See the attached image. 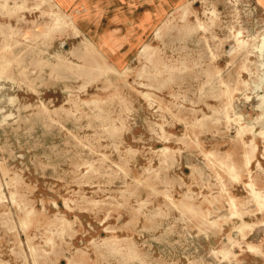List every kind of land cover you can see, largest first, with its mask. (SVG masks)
Masks as SVG:
<instances>
[{
    "label": "rangeland",
    "instance_id": "obj_1",
    "mask_svg": "<svg viewBox=\"0 0 264 264\" xmlns=\"http://www.w3.org/2000/svg\"><path fill=\"white\" fill-rule=\"evenodd\" d=\"M16 1L0 12V264H264V0H186L128 44L114 0H54L79 36L48 31L50 2Z\"/></svg>",
    "mask_w": 264,
    "mask_h": 264
},
{
    "label": "crops",
    "instance_id": "obj_2",
    "mask_svg": "<svg viewBox=\"0 0 264 264\" xmlns=\"http://www.w3.org/2000/svg\"><path fill=\"white\" fill-rule=\"evenodd\" d=\"M186 0H114L110 20L114 36H121V44H128L136 37L132 29L148 31L158 27L172 11L179 9ZM118 5V6H117ZM106 13L102 18H105ZM107 17V18H108ZM141 40L139 39L138 42Z\"/></svg>",
    "mask_w": 264,
    "mask_h": 264
},
{
    "label": "bare ground",
    "instance_id": "obj_3",
    "mask_svg": "<svg viewBox=\"0 0 264 264\" xmlns=\"http://www.w3.org/2000/svg\"><path fill=\"white\" fill-rule=\"evenodd\" d=\"M18 1V0H17ZM16 1V2H17ZM41 1V3H51L50 5H51V7H56V9H57V11H55V12H53L51 15H52V18H53V25L50 27V29L48 30L49 32L50 31H59V32H61V33H66L67 32V30H73V31H75V33L77 34V36H79L80 34H81V30L79 29V27L76 25V24H74L73 23V20H71L70 18H69V15H67L66 13H64V12H62L61 11V9H60V6L57 4V3H55L54 2V0H40ZM191 3V2H190ZM190 3H188V4H186V5H184V6H182L181 8H180V10H182L184 13H186L187 12V10H188V7H189V5H190ZM236 3H238L237 1H236ZM1 5H3V6H6L7 7V9L5 10V11H3V10H0V12H2L5 16H9V14L8 13H10L11 12V9H10V4H9V0H0V6ZM18 7H20V9L21 8H23V5H20V6H18ZM41 6H39L38 8H40ZM25 8V7H24ZM181 15V14H180ZM239 22V21H238ZM1 24V23H0ZM240 25V24H239ZM200 28H202L203 29V25L200 27ZM233 29V28H232ZM11 30V29H10ZM205 31V30H204ZM233 31V30H232ZM239 31V30H238ZM12 32V31H11ZM49 32H48V34H49ZM51 33V32H50ZM12 35H13V32L11 33ZM45 35H46V33H44ZM10 35V34H9ZM11 35V36H12ZM10 36V37H11ZM234 36V35H233ZM17 37V36H16ZM42 37V36H41ZM236 37V42H237V45H238V47L237 48H232L231 49V53L233 52V51H235L236 49H238V48H242V46L243 45H246V40H243L241 37H242V33H241V31L240 32H238V34L235 36ZM11 40V39H10ZM29 40V39H28ZM229 40V39H228ZM87 41L93 46V47H95V45L89 40V39H87ZM256 41V40H255ZM20 43V42H19ZM208 44V43H207ZM6 46H8V45H6ZM32 46V45H31ZM247 46V45H246ZM11 48V47H10ZM148 48V46H145V48L143 49V51L140 53L141 55H144V53H145V50ZM8 49V48H7ZM247 49V48H246ZM210 50H211V48H210ZM1 51H3V50H0V52ZM254 52L256 53V55L258 56L257 58H259V64H258V66L260 67L259 68V70L261 69V70H263L264 71V29H263V33H262V35L260 36V41H259V43L255 46V48H254ZM211 54H212V51H211ZM210 54V55H211ZM251 54V53H250ZM38 55V54H37ZM20 56V55H19ZM147 58V57H146ZM216 58V57H215ZM17 59V58H16ZM254 62V61H253ZM236 64V63H235ZM256 64V63H255ZM246 66V65H245ZM255 66V65H254ZM245 68H247V67H245ZM254 68V67H253ZM114 69V71H118L116 68H113ZM256 71V70H255ZM258 71V70H257ZM182 72H184V71H182ZM117 73H119V72H117ZM259 73V72H258ZM220 75V74H219ZM252 75V74H251ZM221 78V77H220ZM261 79V82L262 83H264V74H262V77L260 78ZM254 83V82H253ZM223 84V83H222ZM246 84V83H245ZM224 85V84H223ZM226 85V84H225ZM249 87V86H248ZM257 87H259V85L257 86ZM85 88V87H84ZM228 89V88H227ZM229 90V89H228ZM139 91V90H138ZM227 92V91H226ZM247 93V92H246ZM144 94V97H145V94L146 93H143ZM245 94V93H244ZM146 95H148V94H146ZM233 96V95H232ZM262 98H261V102H262V105H264V95H262L261 96ZM151 98V97H150ZM230 101V100H229ZM233 101V100H232ZM229 103H231V101L229 102ZM230 105V104H229ZM258 106V105H257ZM171 111V110H170ZM228 111V110H227ZM235 115V114H234ZM236 117V116H235ZM241 118V117H240ZM239 118V119H240ZM244 119V118H243ZM229 120V119H228ZM234 120V119H233ZM239 121H241V120H238V121H236V123H238ZM235 122V121H234ZM258 122V121H257ZM247 126V125H246ZM243 127V126H242ZM245 127V126H244ZM251 128H249V130H250ZM240 130H241V128H240ZM253 130V129H252ZM251 130V131H252ZM244 131V130H243ZM263 131V130H262ZM245 132V131H244ZM247 133H248V130H247ZM260 133V132H259ZM244 134H246V133H244ZM261 134H263L264 135V131L263 132H261ZM262 135V136H263ZM166 141H168V140H166ZM250 145H252V144H250ZM257 146V145H256ZM88 147V146H87ZM256 148L257 147H254L253 148V150L252 151H255L256 150ZM168 151V150H167ZM248 155V154H247ZM263 157V156H262ZM247 165H250V159H248V161H247ZM246 165V166H247ZM117 166V165H116ZM249 187L251 188V194H252V196L254 197V199L257 201V203H259V205L263 208L264 207V199H262V196H261V193L259 192V191H257L254 187H253V185L252 184H249ZM253 199V198H252ZM4 200H6V199H4ZM14 202H15V200H14ZM231 202V201H230ZM18 204V203H17ZM234 204V203H233ZM235 205V204H234ZM18 207H19V205H17ZM233 206V205H232ZM257 206H258V204H257ZM234 207V206H233ZM262 208H259L260 209V213L262 212L261 211V209ZM235 210H237V209H235ZM246 212V211H245ZM233 214V213H232ZM234 215V214H233ZM232 215V216H233ZM236 215H238V213L236 214ZM241 216V215H240ZM226 218V217H225ZM213 222V221H212ZM253 225V224H252ZM249 227V226H248ZM247 226H246V228H248ZM240 228V227H239ZM244 228V227H243ZM243 228H240V229H243ZM245 229V228H244ZM249 229H250V227H249ZM236 234V233H235ZM235 238V237H234ZM240 241V240H239ZM252 242V241H251ZM227 247H225L224 249H222V250H220V254L223 256V258L224 259H228L229 258V255L231 254V250H232V248L234 247V245H235V242H234V240H233V236H232V238H229L228 239V242H227ZM239 246V245H238ZM249 249H251V250H253L254 251V247L253 246H249ZM259 249V248H258ZM255 251H257V250H255ZM214 252H216V251H214ZM260 252V251H259ZM215 255V254H214Z\"/></svg>",
    "mask_w": 264,
    "mask_h": 264
}]
</instances>
